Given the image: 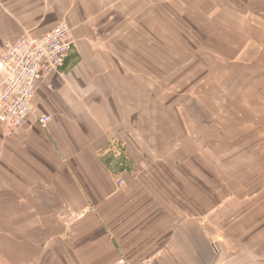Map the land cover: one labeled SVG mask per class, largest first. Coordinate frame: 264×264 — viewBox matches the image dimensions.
<instances>
[{"label": "crops", "instance_id": "0c3cea01", "mask_svg": "<svg viewBox=\"0 0 264 264\" xmlns=\"http://www.w3.org/2000/svg\"><path fill=\"white\" fill-rule=\"evenodd\" d=\"M60 22L0 130V264H264V0H0V52Z\"/></svg>", "mask_w": 264, "mask_h": 264}, {"label": "built area", "instance_id": "2783aa9c", "mask_svg": "<svg viewBox=\"0 0 264 264\" xmlns=\"http://www.w3.org/2000/svg\"><path fill=\"white\" fill-rule=\"evenodd\" d=\"M73 35L60 22L39 38L24 35L4 45L0 52V130L6 137L16 134L34 113L33 96L39 82L49 85L50 77L73 46ZM50 116L37 118L46 127ZM123 180L118 179L117 184ZM135 264H154L152 257Z\"/></svg>", "mask_w": 264, "mask_h": 264}, {"label": "rangeland", "instance_id": "374dc122", "mask_svg": "<svg viewBox=\"0 0 264 264\" xmlns=\"http://www.w3.org/2000/svg\"><path fill=\"white\" fill-rule=\"evenodd\" d=\"M243 177V176H242ZM124 182V181H123Z\"/></svg>", "mask_w": 264, "mask_h": 264}]
</instances>
